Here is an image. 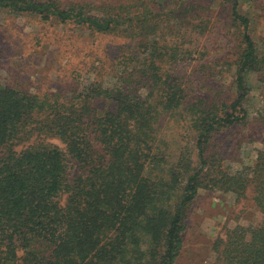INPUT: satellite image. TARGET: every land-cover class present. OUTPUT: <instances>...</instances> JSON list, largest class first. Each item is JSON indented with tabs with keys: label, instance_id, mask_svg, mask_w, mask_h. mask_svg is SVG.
<instances>
[{
	"label": "trees",
	"instance_id": "obj_1",
	"mask_svg": "<svg viewBox=\"0 0 264 264\" xmlns=\"http://www.w3.org/2000/svg\"><path fill=\"white\" fill-rule=\"evenodd\" d=\"M137 1L0 0L18 15L124 41L115 88L92 82L41 99L0 85V264H175L202 189L250 193L263 216L215 242L216 264H264V150L232 171L218 140L249 126L246 78L264 73L242 0ZM249 1L264 12V0ZM215 3L239 43L232 95L197 46ZM199 78L212 97L192 95ZM167 120L183 134L167 137Z\"/></svg>",
	"mask_w": 264,
	"mask_h": 264
},
{
	"label": "rangeland",
	"instance_id": "obj_2",
	"mask_svg": "<svg viewBox=\"0 0 264 264\" xmlns=\"http://www.w3.org/2000/svg\"><path fill=\"white\" fill-rule=\"evenodd\" d=\"M90 1L96 5L104 0ZM150 1L158 6L160 0ZM220 7L218 3L212 5L207 30L198 36L197 46L204 55L203 61L216 62L215 68L223 73L220 90L232 95L233 62L239 53V43L226 10ZM240 11L250 19L251 35L264 53V12L249 0L241 1ZM123 43L117 37L94 36L80 27L42 22L36 17L0 9V85L28 88L41 99L67 97L81 92L92 82L115 88L119 85L120 71L114 58ZM224 63L228 66L224 67ZM246 79L251 88L245 101L250 124L218 138L225 148L222 150L226 155L225 165L232 171L252 166L257 152L264 150V73L249 74ZM199 80L194 82L192 95L212 97L208 81ZM163 133L168 137L183 134V130L167 120ZM41 139L65 150L57 138ZM240 141L243 143L239 148ZM27 145L24 143L16 149L20 151ZM76 172L74 169L73 176ZM262 219L250 193L240 198L232 192L200 190L190 207L182 251L175 264H216L214 244L218 239H225L226 233L237 226L249 228L260 224Z\"/></svg>",
	"mask_w": 264,
	"mask_h": 264
}]
</instances>
